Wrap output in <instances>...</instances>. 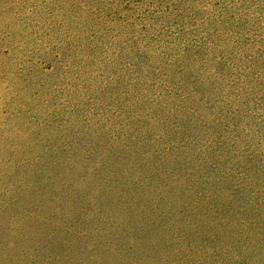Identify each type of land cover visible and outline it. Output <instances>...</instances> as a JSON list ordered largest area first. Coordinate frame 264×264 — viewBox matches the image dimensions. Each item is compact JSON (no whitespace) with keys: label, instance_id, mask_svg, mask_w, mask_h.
Listing matches in <instances>:
<instances>
[{"label":"rangeland","instance_id":"1","mask_svg":"<svg viewBox=\"0 0 264 264\" xmlns=\"http://www.w3.org/2000/svg\"><path fill=\"white\" fill-rule=\"evenodd\" d=\"M1 1L0 35L9 23L14 35L7 38L17 48L11 68L25 65L9 75L14 93L1 88V113L27 98L21 130L6 133L19 136L11 143L32 146L40 123L49 121L78 162L68 180L89 175L110 148L124 156L142 149L159 164L168 154L183 166L192 165L190 156L194 163L208 157L219 168L216 189L233 185L240 199L264 202V0ZM10 118L13 126L19 115ZM175 140L173 151L165 150ZM216 140L221 146L209 151ZM7 149L0 161L8 151L12 157L13 146ZM73 186L90 193L85 182ZM8 188L0 181V193ZM37 196L45 210V197ZM31 238L35 253L39 240ZM138 251L145 257L144 246Z\"/></svg>","mask_w":264,"mask_h":264},{"label":"trees","instance_id":"2","mask_svg":"<svg viewBox=\"0 0 264 264\" xmlns=\"http://www.w3.org/2000/svg\"><path fill=\"white\" fill-rule=\"evenodd\" d=\"M2 4L0 0V8ZM9 25L2 24L0 35V97L8 86L14 93L15 71L25 70L21 63V69L11 68L17 48L8 41L7 33L14 35ZM19 91L22 95L24 88ZM23 101L11 111L0 109V153L13 146L12 157L8 151L0 161V181L10 188L13 175L18 176L12 192L8 188L0 193V264H21V259L28 264H149L150 259L159 264H264V202L240 199L233 185L216 189L221 181L216 179L219 168L214 159L194 163L190 156L187 162L192 165L183 166L180 156L168 154L159 164L155 155L153 163L142 149L124 156L110 148L93 163L89 175L68 180L64 175L78 162L70 144L64 146L62 135L51 131L49 121L40 123L32 146L11 143L19 136L6 133L21 130L19 119L27 98ZM17 114L12 126L9 116ZM212 134L221 137L216 131ZM176 143L165 150L173 151ZM210 146L214 151L221 144L216 140ZM79 181L90 186V193L77 191L73 183ZM37 195L45 197V210H38ZM32 235L43 242L42 249L37 243L35 253ZM73 240L82 253L77 259ZM139 246H144L145 257L139 255Z\"/></svg>","mask_w":264,"mask_h":264}]
</instances>
